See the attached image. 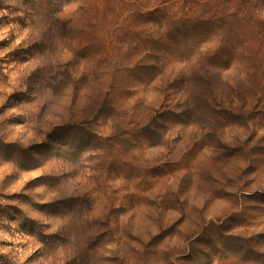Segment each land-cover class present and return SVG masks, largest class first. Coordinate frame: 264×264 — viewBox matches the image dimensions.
I'll list each match as a JSON object with an SVG mask.
<instances>
[{"label":"rangeland","instance_id":"1","mask_svg":"<svg viewBox=\"0 0 264 264\" xmlns=\"http://www.w3.org/2000/svg\"><path fill=\"white\" fill-rule=\"evenodd\" d=\"M0 264H264V0H0Z\"/></svg>","mask_w":264,"mask_h":264}]
</instances>
